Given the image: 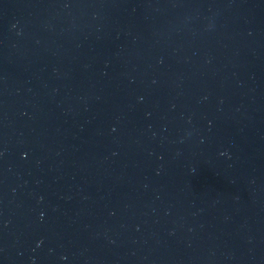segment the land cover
<instances>
[{
	"label": "water",
	"instance_id": "obj_1",
	"mask_svg": "<svg viewBox=\"0 0 264 264\" xmlns=\"http://www.w3.org/2000/svg\"><path fill=\"white\" fill-rule=\"evenodd\" d=\"M239 1L252 2V3L264 5V0H239Z\"/></svg>",
	"mask_w": 264,
	"mask_h": 264
}]
</instances>
